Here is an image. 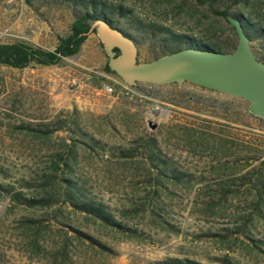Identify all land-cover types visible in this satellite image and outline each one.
<instances>
[{"label": "rangeland", "instance_id": "374dc122", "mask_svg": "<svg viewBox=\"0 0 264 264\" xmlns=\"http://www.w3.org/2000/svg\"><path fill=\"white\" fill-rule=\"evenodd\" d=\"M103 1L129 9V17L110 16L136 39L138 61L164 54L160 42L168 33L226 48L237 43L226 18L196 0ZM224 1L211 6L221 9ZM229 12L264 29V0ZM72 19L66 3L0 0L5 42L51 50ZM138 22L160 30L143 32ZM250 45L264 61V38L254 35ZM108 60L93 29L59 64L0 65V185L12 190L0 189V264H162L171 257L219 264L218 256L264 264V194L254 188L264 181V123L245 100L189 81L127 85L103 70ZM105 83L113 93L102 91ZM64 115L99 144L71 147L63 129L37 137L19 127ZM150 148L187 178H159L146 157ZM65 177L85 183L129 230L105 226L60 199L45 202L58 197ZM30 198L41 201L24 200Z\"/></svg>", "mask_w": 264, "mask_h": 264}, {"label": "trees", "instance_id": "16d2710c", "mask_svg": "<svg viewBox=\"0 0 264 264\" xmlns=\"http://www.w3.org/2000/svg\"><path fill=\"white\" fill-rule=\"evenodd\" d=\"M42 1V0H41ZM54 3H66L72 8L73 19L69 26V31L63 36H59L57 43L53 49H44L40 46H35L29 44L25 41H14L5 42L0 37V65H5L13 68H25L30 66H50L59 64L64 57H70L75 55L81 48L83 42L85 41L87 34L90 32L91 23L99 18L106 19V21L111 25L112 18L110 14L117 12L120 16H130L129 9L123 7L122 5L112 6L103 0H44ZM206 4L210 7L212 13L215 16L226 18L227 15H232L233 17L239 19L243 25L245 33L250 37L260 36L264 38V29L258 23L251 21L249 18L244 17L240 13H230L229 6L246 3L247 0H227L228 4L226 7L221 9L213 8L211 6L212 0H196ZM223 2H225L223 0ZM229 5V6H228ZM132 24H136L132 21ZM112 26V25H111ZM138 28H142L143 32L151 31L154 33L157 28L156 25H145L142 22H138ZM113 27V26H112ZM116 27V26H114ZM155 28V29H154ZM122 30V29H121ZM126 35H130L128 32L122 31ZM138 33V32H137ZM161 48H167L165 53L172 52L183 47H196L200 49H211L222 52H229L235 48L236 44H232L230 48H226L218 42H206L202 39H195L193 36L188 34H171L168 33L166 37L161 39ZM116 54L119 53L117 48L114 49ZM158 57V56H157ZM103 70L109 74H116L110 69L108 63L105 64ZM253 118L258 120L260 123H264V119L256 117L251 114ZM22 129H28L30 135L44 137L49 133L56 130H65L70 133L71 143L69 146L73 147L81 143L86 147L93 148L95 144H99L100 141L89 136L86 132L82 131L78 124L73 119H68L65 115L58 116L54 120L48 123H40L38 125H20ZM122 156L131 157L132 153H120ZM152 166L156 169L159 178H173L175 180H182L187 178V173L173 167L168 159L164 158L158 152L150 148L149 154L146 156ZM59 159L64 162V159L60 157ZM63 183L60 184L61 190L59 191L58 197L52 199H45V202L52 203L60 199L63 203L71 206L74 210L79 211L86 216H90L96 220H99L103 225L109 226L120 231L129 230V228L118 219L114 213L111 211L108 205L102 201L97 200L92 195H90L85 183L71 178H62ZM258 194H264V181H259L254 185ZM0 189L11 193L12 190L9 187L0 185ZM15 197L20 200L21 193H13ZM28 203H38L40 199L30 198L24 199ZM43 200V199H42ZM92 242H97L88 235H84ZM216 262L219 264H239L227 256L216 257ZM162 264H205L191 259L188 257L178 258L171 257L164 261Z\"/></svg>", "mask_w": 264, "mask_h": 264}, {"label": "water", "instance_id": "95a60500", "mask_svg": "<svg viewBox=\"0 0 264 264\" xmlns=\"http://www.w3.org/2000/svg\"><path fill=\"white\" fill-rule=\"evenodd\" d=\"M226 20L237 36L232 51L183 47L150 61H138L136 42L106 20L93 21L90 31L95 29L109 56L110 69L125 84L180 85L189 81L245 100L248 111L264 119V61L255 56L241 21L232 15H227Z\"/></svg>", "mask_w": 264, "mask_h": 264}, {"label": "built area", "instance_id": "2783aa9c", "mask_svg": "<svg viewBox=\"0 0 264 264\" xmlns=\"http://www.w3.org/2000/svg\"><path fill=\"white\" fill-rule=\"evenodd\" d=\"M102 91L106 92V93H113L114 92V89H113V86L110 85V84H102V87H101Z\"/></svg>", "mask_w": 264, "mask_h": 264}, {"label": "flooded vegetation", "instance_id": "af4514ba", "mask_svg": "<svg viewBox=\"0 0 264 264\" xmlns=\"http://www.w3.org/2000/svg\"><path fill=\"white\" fill-rule=\"evenodd\" d=\"M110 18H112L111 16H110ZM99 19H103V18H99ZM104 20H106V19H104ZM111 25L114 27V26H116L114 23H113V18H112V21H111ZM116 28H118L117 26H116ZM118 29H120L121 30V28H118ZM123 31V30H122ZM125 32H127V31H125ZM130 34V33H129ZM135 42H136V39L134 38V36H132L131 34L129 35ZM136 44H137V42H136ZM139 51V50H138ZM137 56H138V53H137ZM256 56V55H255ZM257 57V56H256ZM258 58V57H257ZM258 59H260V58H258Z\"/></svg>", "mask_w": 264, "mask_h": 264}]
</instances>
